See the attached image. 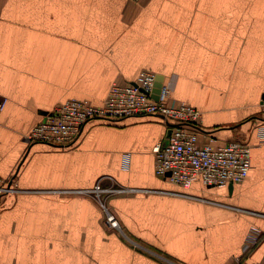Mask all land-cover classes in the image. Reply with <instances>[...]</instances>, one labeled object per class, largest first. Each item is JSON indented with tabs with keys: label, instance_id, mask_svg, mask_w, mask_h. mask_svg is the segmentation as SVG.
Returning <instances> with one entry per match:
<instances>
[{
	"label": "crops",
	"instance_id": "obj_1",
	"mask_svg": "<svg viewBox=\"0 0 264 264\" xmlns=\"http://www.w3.org/2000/svg\"><path fill=\"white\" fill-rule=\"evenodd\" d=\"M144 69L202 111L201 142L253 146L244 181L157 175L155 115L91 120L67 147L27 140L60 102L100 105ZM0 94V177L16 186L0 192V264H264V0H0ZM99 179L133 189L108 199L120 228L77 191Z\"/></svg>",
	"mask_w": 264,
	"mask_h": 264
},
{
	"label": "built area",
	"instance_id": "obj_2",
	"mask_svg": "<svg viewBox=\"0 0 264 264\" xmlns=\"http://www.w3.org/2000/svg\"><path fill=\"white\" fill-rule=\"evenodd\" d=\"M157 78L156 72L144 69L133 81H114L100 105L88 99L64 100L44 120L37 123L26 138L29 142L40 141L67 147L78 140L91 120H120L129 116L155 115L164 120L167 128H171L167 141L159 142L153 148L157 175L184 189L198 179L208 186H224L244 181L252 166L253 146L241 140L217 142L211 138L208 142H201L199 132L202 111L190 103L176 100L168 82H163L156 92ZM6 102V97L0 94V115ZM261 109L264 111V96ZM129 165L130 154L124 153L123 166L128 168ZM13 183V178L0 177V192L16 190ZM77 191L94 197L110 226L120 228L119 221L107 202L112 196L133 191L132 188L116 183L104 186L99 179L92 188ZM262 232L260 228L253 226L250 242L246 247L255 245Z\"/></svg>",
	"mask_w": 264,
	"mask_h": 264
},
{
	"label": "water",
	"instance_id": "obj_3",
	"mask_svg": "<svg viewBox=\"0 0 264 264\" xmlns=\"http://www.w3.org/2000/svg\"><path fill=\"white\" fill-rule=\"evenodd\" d=\"M162 84L160 83V82H157L156 83V92H158L159 91V88H160V86H161ZM155 97H157V95H154ZM170 133H171V128H168V132H167V135H168V137L170 136ZM232 184V183H231Z\"/></svg>",
	"mask_w": 264,
	"mask_h": 264
},
{
	"label": "rangeland",
	"instance_id": "obj_4",
	"mask_svg": "<svg viewBox=\"0 0 264 264\" xmlns=\"http://www.w3.org/2000/svg\"><path fill=\"white\" fill-rule=\"evenodd\" d=\"M105 119V118H104Z\"/></svg>",
	"mask_w": 264,
	"mask_h": 264
}]
</instances>
